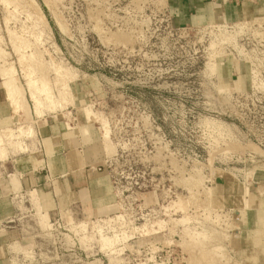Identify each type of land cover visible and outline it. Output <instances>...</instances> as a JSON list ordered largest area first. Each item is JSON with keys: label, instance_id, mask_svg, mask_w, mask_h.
Masks as SVG:
<instances>
[{"label": "rangeland", "instance_id": "obj_1", "mask_svg": "<svg viewBox=\"0 0 264 264\" xmlns=\"http://www.w3.org/2000/svg\"><path fill=\"white\" fill-rule=\"evenodd\" d=\"M168 1L0 0V65L15 73V105L25 120L35 112L27 82L36 79L37 115L68 116L111 171L104 207L51 220L26 208L10 264L238 260L237 212L264 170L249 135L264 134V119L220 72L248 64L264 90V13L187 27ZM27 126L16 127L27 130L20 138L34 136Z\"/></svg>", "mask_w": 264, "mask_h": 264}, {"label": "crops", "instance_id": "obj_2", "mask_svg": "<svg viewBox=\"0 0 264 264\" xmlns=\"http://www.w3.org/2000/svg\"><path fill=\"white\" fill-rule=\"evenodd\" d=\"M263 1L169 0L168 9L176 24L201 27L263 14ZM234 66V73L230 66L221 70V82L232 89L251 91L250 66ZM3 85L0 77V130L19 131L16 127L28 125L34 132L33 137L0 146V150L4 147L0 151V264H10L14 249L24 242L26 208L34 212V218H40V208L51 220L67 218L74 207H104L111 192V171L90 153L83 133L71 126L68 116L39 117L32 111L25 120L23 110ZM17 145H28V149L19 150ZM249 185L251 195L242 196L243 206L237 212L238 260L233 264H264V170Z\"/></svg>", "mask_w": 264, "mask_h": 264}, {"label": "bare ground", "instance_id": "obj_3", "mask_svg": "<svg viewBox=\"0 0 264 264\" xmlns=\"http://www.w3.org/2000/svg\"><path fill=\"white\" fill-rule=\"evenodd\" d=\"M3 51V50H2ZM1 57V56H0ZM21 57H24V56H21ZM20 57V60L22 59ZM4 62V61H3ZM21 62H22V60H21ZM7 64V63H6ZM11 67V66H10ZM13 69V68H12ZM11 68L9 69H7V68H5L3 65H0V76H1V79L3 80V86H5L6 88V90H7V92L9 93V95H10V97H13V102H14V104H16V103H20L22 100V93H21V91L19 90V86L16 84V78H15V73H14V71L12 70ZM70 77V76H69ZM29 80H28V82H27V87H28V89L31 91L30 93H31V97L34 99V102H35V113L36 114H40L41 113V108H40V104L42 103L40 100H39V98H38V95L36 94V90H35V84L38 82L36 79H34V78H31L30 76H29ZM42 80V79H41ZM44 80V79H43ZM43 82V81H42ZM41 82V83H42ZM45 82H43L42 84H44ZM46 85V84H45ZM41 86H43V85H41ZM41 86H40V88H41ZM44 88V87H43ZM42 88V90H44ZM46 88V87H45ZM38 89V88H37ZM38 90H40V89H38ZM41 91V90H40ZM49 92H50V90H49ZM40 93V92H39ZM44 93V92H43ZM67 93V92H66ZM41 94V93H40ZM47 94H49V93H47ZM44 96H45V94H44ZM48 97H49V95H48ZM45 98V97H44ZM48 100H50V98L48 99ZM48 100H47V102H48ZM51 100H52V98H51ZM23 102V101H22ZM54 102V101H53ZM43 104V103H42ZM41 104V105H42ZM54 104H55V102H54ZM54 104H53V106H54ZM49 105V104H48ZM50 105H52V104H50ZM43 107V106H42ZM49 107V106H48ZM44 108V107H43ZM50 109V108H49ZM43 112H44V110H43ZM38 114V115H39ZM43 114V113H42ZM30 128V127H29ZM31 129V128H30ZM27 133V130H20L19 129V131L17 130V131H14L12 128H9V129H3V130H0V146H1V144H4V142L6 143V140L8 141V143L9 144H13L14 143V141L13 140H15V139H19L20 137H22V136H24L25 134ZM7 144V143H6ZM4 148V147H3ZM2 148V149H3ZM1 149V150H2ZM21 149H22V151L24 150V148L21 146ZM0 150V151H1ZM3 151H5V150H3ZM2 151V152H3ZM0 154H1V152H0ZM43 215H45L46 216V214H43ZM103 237V236H102ZM118 237V236H117ZM104 241H105V238H102ZM107 241H108V239H107ZM111 241H113V239L111 240ZM108 243H111L110 241H108ZM116 243V242H115ZM108 246V245H107ZM110 246V245H109Z\"/></svg>", "mask_w": 264, "mask_h": 264}, {"label": "built area", "instance_id": "obj_4", "mask_svg": "<svg viewBox=\"0 0 264 264\" xmlns=\"http://www.w3.org/2000/svg\"><path fill=\"white\" fill-rule=\"evenodd\" d=\"M240 97L243 98L245 104L249 107H253L256 114L264 119V90L257 91L254 87L249 92H241ZM256 139L258 145H260L264 151V134L262 136H256L250 131V135Z\"/></svg>", "mask_w": 264, "mask_h": 264}]
</instances>
